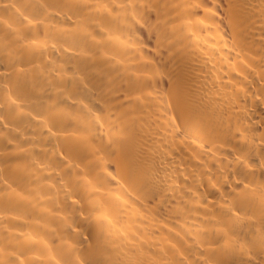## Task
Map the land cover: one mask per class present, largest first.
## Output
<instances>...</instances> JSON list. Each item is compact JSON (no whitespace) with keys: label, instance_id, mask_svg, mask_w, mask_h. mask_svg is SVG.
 Returning a JSON list of instances; mask_svg holds the SVG:
<instances>
[{"label":"bare ground","instance_id":"1","mask_svg":"<svg viewBox=\"0 0 264 264\" xmlns=\"http://www.w3.org/2000/svg\"><path fill=\"white\" fill-rule=\"evenodd\" d=\"M0 264H264V0H0Z\"/></svg>","mask_w":264,"mask_h":264}]
</instances>
